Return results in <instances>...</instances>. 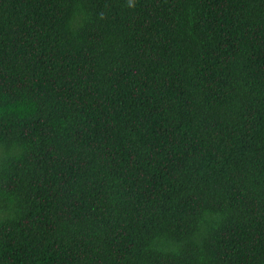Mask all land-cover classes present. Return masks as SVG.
Listing matches in <instances>:
<instances>
[{"label":"trees","instance_id":"16d2710c","mask_svg":"<svg viewBox=\"0 0 264 264\" xmlns=\"http://www.w3.org/2000/svg\"><path fill=\"white\" fill-rule=\"evenodd\" d=\"M0 264H264V0H0Z\"/></svg>","mask_w":264,"mask_h":264}]
</instances>
